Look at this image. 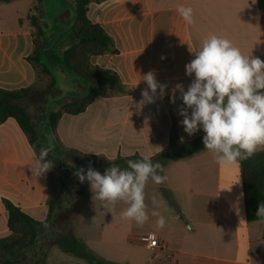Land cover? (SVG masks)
<instances>
[{
    "label": "crops",
    "instance_id": "crops-1",
    "mask_svg": "<svg viewBox=\"0 0 264 264\" xmlns=\"http://www.w3.org/2000/svg\"><path fill=\"white\" fill-rule=\"evenodd\" d=\"M55 4L60 11L53 22L64 24L61 55L72 42L73 0H56ZM41 5L33 6L22 20L25 28L0 27V89L16 91L37 83V70L27 60L34 51V28L28 18L34 15L43 30L48 27L47 13ZM181 5L192 8V24L186 23L177 12ZM88 18L102 26L115 49L92 57L91 63L113 71L120 87L104 88L85 112L63 114L54 131L46 129V136L43 135L52 148L47 160L65 167L69 159L79 169L89 164L96 169L120 161L124 169L127 168L124 160L148 156L154 163L164 165L160 174L167 179L157 188L167 184L171 189L169 199L180 211L178 214L187 215L190 233H182L183 228L173 227L169 220L164 228L157 227L151 233L159 237L163 249L155 250L149 264H264V221L247 219L239 161L220 164L207 149L179 157L205 133L200 130L189 136L184 131L180 123L183 117L179 115L183 101L176 90L177 84L187 90L194 76L186 75L185 65L195 58L194 53L211 35L230 40L245 56L264 60V0L263 4L260 0H102L89 4ZM44 37L45 31L43 45ZM58 69L62 81L69 86L65 91L56 86L61 93L57 103H65L64 97L88 89L84 81ZM149 71L167 88L162 97L157 90L153 103H142L141 93L147 85L141 79ZM53 73L57 74L56 70ZM188 111L190 114L191 110ZM43 122L37 127L40 132L45 126ZM37 156L15 119L0 123V239L11 236L4 199L38 222L46 221L51 205H55L59 216H71L74 236L102 259L117 264H144L135 250L129 254L122 243L114 242L123 235L125 242L143 246L139 238L147 235L138 232L133 237L125 235L126 220H121L120 212L127 205L120 202L115 207L122 209L115 215L117 234L109 232L102 237L85 232L83 223L75 221L74 215L81 213L90 185H85V193L81 195H78L81 189H77V194L72 190L71 194L67 186L62 197L53 200L49 171L37 177L30 170ZM248 160L263 166L264 149ZM89 206L105 210L101 201L85 202L84 210ZM107 217L114 218L111 214ZM26 252L28 258L34 253L46 255L45 262L37 264H89L63 253L57 246L44 247L42 242Z\"/></svg>",
    "mask_w": 264,
    "mask_h": 264
},
{
    "label": "clouds",
    "instance_id": "clouds-1",
    "mask_svg": "<svg viewBox=\"0 0 264 264\" xmlns=\"http://www.w3.org/2000/svg\"><path fill=\"white\" fill-rule=\"evenodd\" d=\"M177 12L186 23H193L191 7L178 6ZM194 54L195 58L185 65L186 75L194 79L186 91L183 85H176L183 101L179 115L184 131L192 136L202 130L204 148L220 164L252 157L264 149V60L243 55L230 40L216 35L206 38ZM141 80L147 85L141 93L142 103H153L158 89L159 95H164L167 85L157 81L153 71ZM51 151V147L41 148L30 167L32 175L42 176L52 168V161L47 160ZM163 170L159 161L154 163L143 156L128 160L124 169L111 164L101 174L89 164L87 170L80 168L74 175L81 183H89L108 212L112 213L120 202L127 205L120 212L121 220H132L142 227L151 215L162 229L166 219L157 209L163 202L153 196L149 213L145 189L149 181L157 185L165 182L167 177L160 174ZM257 216H264V203L259 205Z\"/></svg>",
    "mask_w": 264,
    "mask_h": 264
},
{
    "label": "trees",
    "instance_id": "trees-1",
    "mask_svg": "<svg viewBox=\"0 0 264 264\" xmlns=\"http://www.w3.org/2000/svg\"><path fill=\"white\" fill-rule=\"evenodd\" d=\"M11 1L13 0H0L2 3ZM100 1L102 0H73L74 22L70 28L72 42L61 53V61L58 66L66 73L84 81L89 87L82 94L64 97L65 103L57 110L47 109L43 123L49 131L55 130L63 114L79 115L85 112L104 88L117 89L120 87L119 78L113 71L100 69L91 63L92 57L115 52L111 37L102 26L92 23L88 18L89 4ZM260 1L263 4V0ZM41 3L42 0H39V4ZM34 10H37L36 7ZM28 20L34 28V51L27 60L37 70V79L39 67L42 68L44 74L52 78L48 89H54L56 88V79L53 73L55 69L52 64L43 60L45 56L42 43L44 30L34 15L29 16ZM34 86L16 91L0 89V123L9 118L15 119L39 155L42 147H48L47 141L39 128L34 125L27 109L22 104V100L34 95ZM204 135L188 145V149L181 152L179 157L186 158L203 151L205 149L203 145ZM50 157L51 153L49 152L47 159ZM93 158L98 160L96 157ZM111 164L120 166V161ZM111 164L97 166L96 169L103 174ZM239 164L247 219L251 222L264 221V216H257L259 205L264 203V165L257 166L248 159L239 160ZM3 203L8 212V228L11 231V236L0 239V264H18L20 253L37 248L41 242L44 247L57 246L63 253L83 259L89 264H117L102 259L84 242L77 239L73 234L71 216L68 214L63 215V217L59 216L57 206L51 205L47 220L38 222L11 201L4 199ZM45 259V254L34 253L28 262L32 261L31 264H37L38 262H45Z\"/></svg>",
    "mask_w": 264,
    "mask_h": 264
},
{
    "label": "rangeland",
    "instance_id": "rangeland-1",
    "mask_svg": "<svg viewBox=\"0 0 264 264\" xmlns=\"http://www.w3.org/2000/svg\"><path fill=\"white\" fill-rule=\"evenodd\" d=\"M55 1L56 0H44V2L41 3L45 8L44 12L47 13L48 25V27H45L44 29L45 56L43 60L53 65V68L56 70L57 73L54 74L56 79V86L61 88L62 90L64 89L65 91L69 85L62 81L61 76L59 75L60 70L58 69V64L61 61L59 47L63 44V36L65 35V33L61 32L64 28V24H57L53 22L54 16L60 11V9H58V7L56 6ZM41 4H39L37 0H14L10 3H0V27L4 28L5 30H18L21 28H25L26 24L23 23L22 20H24L26 15L34 8L33 6H38ZM51 81L52 78L44 74L42 72V68L39 67L37 83L33 87V90L35 92L34 95L22 100V104L27 109L36 127L40 126L41 121L44 119V114L47 109L53 108V110H57L64 104V102L57 103V101H59V99L61 98V93L57 91L56 88L48 89ZM72 90L75 89L72 88ZM41 130V132H43V134L46 136V127L44 126V128ZM60 162L62 164V160H60ZM70 163L71 161L69 159L65 167H62L59 164L57 165V163L55 162L52 163V168L49 170V173L51 174L49 176V180L54 188L52 194L53 200L56 197H62L63 191L67 189V186L69 189H71V191L69 192L71 194H74L72 190H76L75 194H77V189H81L80 194L78 195L85 193V185L89 183L87 181L83 183L79 181L78 177L74 175V173L79 169V165H71ZM53 174H55L56 177H54ZM158 187L159 188H157V184H154L153 182L149 181L145 189V202L148 205L149 213H151L152 210V197L156 196L158 200L163 202L161 204V207L157 210L165 217L166 221L169 220L170 224H172V226L175 228H183V230H181L182 233H190L189 225L187 222V215L178 214L180 213V211L177 210V207H175V205L171 203L169 199L171 189L167 186V184ZM85 202L98 203L100 202V200L95 198V194H93L90 189L89 195L82 202V204L84 205L80 207L81 213L75 212V221L83 223V230L87 233L102 234V237H106L109 232L117 234L114 231V225L117 223L115 215L118 214V212L122 209L115 208L114 211L111 213L108 212L106 209L102 210L96 207L93 208L89 206L84 210ZM108 214H111L112 216H114V218L109 220L107 217ZM156 219V217L149 215V220L142 227H138V229L136 228V224L134 221L126 220L127 228L125 235L133 237L136 232H138V235L155 232L157 229ZM130 221L132 222V225L129 224ZM102 224L105 226V228H102ZM78 234L82 233L78 231ZM114 242L122 243V248L126 251H129V254H131L135 250V252L140 255L141 260L144 262V264H149V261L151 259H154V254L156 253V251L148 252V250H143V246H141L140 244L134 242H125L123 235L121 239H115ZM172 254L175 255L174 252ZM27 255V252L20 253L18 258V264H27L29 259V256Z\"/></svg>",
    "mask_w": 264,
    "mask_h": 264
},
{
    "label": "built area",
    "instance_id": "built-area-1",
    "mask_svg": "<svg viewBox=\"0 0 264 264\" xmlns=\"http://www.w3.org/2000/svg\"><path fill=\"white\" fill-rule=\"evenodd\" d=\"M139 242L148 251H155L157 249H163V244H161L159 237L155 234L143 235L139 238Z\"/></svg>",
    "mask_w": 264,
    "mask_h": 264
},
{
    "label": "water",
    "instance_id": "water-1",
    "mask_svg": "<svg viewBox=\"0 0 264 264\" xmlns=\"http://www.w3.org/2000/svg\"><path fill=\"white\" fill-rule=\"evenodd\" d=\"M88 167H89V166H88ZM88 167H82V168H84L85 170H87Z\"/></svg>",
    "mask_w": 264,
    "mask_h": 264
}]
</instances>
